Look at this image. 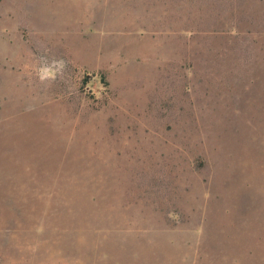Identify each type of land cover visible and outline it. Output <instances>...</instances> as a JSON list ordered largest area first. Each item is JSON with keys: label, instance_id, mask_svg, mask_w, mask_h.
I'll list each match as a JSON object with an SVG mask.
<instances>
[{"label": "rangeland", "instance_id": "obj_1", "mask_svg": "<svg viewBox=\"0 0 264 264\" xmlns=\"http://www.w3.org/2000/svg\"><path fill=\"white\" fill-rule=\"evenodd\" d=\"M0 264H264V0H0Z\"/></svg>", "mask_w": 264, "mask_h": 264}, {"label": "clouds", "instance_id": "obj_2", "mask_svg": "<svg viewBox=\"0 0 264 264\" xmlns=\"http://www.w3.org/2000/svg\"><path fill=\"white\" fill-rule=\"evenodd\" d=\"M56 67L62 71L63 68H64V64H63V61H54L53 62ZM40 79L43 81L45 79H52L54 80L55 79V72L52 71V70H49V71H46L44 75L40 76Z\"/></svg>", "mask_w": 264, "mask_h": 264}]
</instances>
